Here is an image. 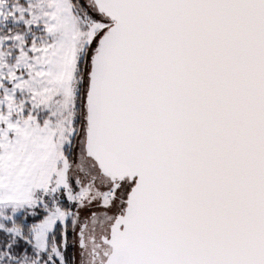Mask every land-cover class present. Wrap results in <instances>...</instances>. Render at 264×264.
<instances>
[{"label": "snow or ice", "instance_id": "obj_1", "mask_svg": "<svg viewBox=\"0 0 264 264\" xmlns=\"http://www.w3.org/2000/svg\"><path fill=\"white\" fill-rule=\"evenodd\" d=\"M0 264H264V0H0Z\"/></svg>", "mask_w": 264, "mask_h": 264}]
</instances>
